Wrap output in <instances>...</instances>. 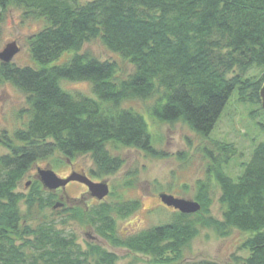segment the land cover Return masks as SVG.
<instances>
[{
	"label": "trees",
	"instance_id": "16d2710c",
	"mask_svg": "<svg viewBox=\"0 0 264 264\" xmlns=\"http://www.w3.org/2000/svg\"><path fill=\"white\" fill-rule=\"evenodd\" d=\"M12 5L45 18L47 25L29 43L42 67L0 60V86L11 83L26 94L30 106L25 126L0 140L9 150L0 156V264H118L117 254L97 244L86 251L77 247L74 234L63 233L55 221L21 226L20 203L44 209L54 208L58 200L39 179L31 182L29 193L19 191L22 180L56 151L68 159L91 153L93 171L111 176L124 161L107 149L110 142L165 157L152 145L145 117L120 107L129 99L159 95L151 108L155 118L182 120L202 136L213 131L235 89L239 101L263 109L264 0H0V22ZM94 39L130 61L133 72L119 78L116 60L82 52ZM69 50L76 53L68 62L49 66ZM254 67L261 76L245 78ZM62 80L91 83L99 99L113 107L64 89ZM215 145L219 155L207 150L214 163L208 172L220 187V219L211 214L209 182L201 181L195 197L202 205L199 211L176 210L171 222L126 238L116 234L112 213L129 216L140 208L138 200L100 201L86 209L64 204L55 210L91 225L114 247L148 255L153 264L178 263L202 228L222 237L233 229L247 233L239 246L246 255H233L232 263L264 264V141L242 162L237 178L224 171L238 154L236 147Z\"/></svg>",
	"mask_w": 264,
	"mask_h": 264
},
{
	"label": "rangeland",
	"instance_id": "374dc122",
	"mask_svg": "<svg viewBox=\"0 0 264 264\" xmlns=\"http://www.w3.org/2000/svg\"><path fill=\"white\" fill-rule=\"evenodd\" d=\"M78 1L87 3L90 0ZM46 25L45 18L26 15L25 8L17 5L10 6L0 22V52L7 44L16 41L20 50L12 61L19 66L42 67L31 56L29 43L30 38ZM82 52L90 53L102 60H116L119 66V78H126L134 70V65L130 61L110 51L100 39L87 42ZM75 53L74 50L66 51L49 66L64 64ZM260 71L254 67L246 73L245 78L259 77L261 76ZM236 72L231 75H235ZM61 85L74 94L86 95L101 101L93 92L89 82L62 80ZM238 94V89H235L209 136H202L182 120L169 123L155 118L151 108L157 103L159 95L149 99L126 100L120 107L132 109L145 117L152 136V145L159 152L166 154L165 157H155L146 151L110 142L106 145L107 149L113 155L123 159L124 163L111 176L100 177L93 171L95 167L91 153L79 154L73 159H68L56 151L52 157L35 163L18 189L26 194L29 193L30 186H26V183L36 179L35 173L38 167L47 166L58 175H65L69 171V165L75 163L78 173L86 174L95 182L103 180L109 182L111 193L101 202L109 204L135 200L140 202V208L129 216L117 217L114 212L112 213L115 218L116 234L126 238L153 226L169 223L175 218L176 209L161 201V193L197 200L195 197L199 182H209L213 198L211 214L220 219L223 211L218 202L220 187L215 175L208 172L213 159L207 150H214L215 154L219 155L216 151V142L234 144L238 154L230 159L228 165H224V171L229 176L237 178L244 169L242 162L249 160L255 145L264 141V108L253 103L239 101ZM101 103L104 108L113 107L106 102L101 101ZM29 107L26 94L20 89L11 83H4L0 86V140L6 134L13 137L15 130L25 126L30 119L27 113ZM8 151L7 146L0 141V156ZM221 154L224 156L223 153ZM57 193L58 200L61 195L66 197L64 202L67 207L75 205L86 209L87 205L93 207L100 203L92 199L91 194L79 181L69 182L65 192ZM20 208L23 213L21 226H35L39 223L46 224L49 221H55L57 228L63 233L69 236L74 234L77 247L83 251L88 250L90 244L94 243L117 254L118 264H153L148 255L135 253L124 247H114L106 238L98 235L91 225L72 218L70 213L63 211L58 213L55 209L60 207L40 209L39 206H34L29 209L27 204L22 202ZM246 236L247 233L237 229H233L229 236L222 237L213 229L202 228L199 235L184 248L182 260L176 264H233V255H246L245 251L239 250Z\"/></svg>",
	"mask_w": 264,
	"mask_h": 264
},
{
	"label": "water",
	"instance_id": "95a60500",
	"mask_svg": "<svg viewBox=\"0 0 264 264\" xmlns=\"http://www.w3.org/2000/svg\"><path fill=\"white\" fill-rule=\"evenodd\" d=\"M20 46L16 41H13L0 52V60L3 62L12 61L13 57L19 52ZM260 95L262 99V106L264 108V83L260 90ZM37 177L42 182L43 186L49 190L54 191L59 188L65 189L67 184L71 181H79L85 184L91 196L97 198L98 200H103L110 193V187L108 181L95 182L91 180L86 174H81L78 172H73L67 178H61L56 174V172L51 168H38ZM30 181L26 183V186L30 185ZM160 198L164 204L170 207H174L183 213H195L199 211L202 207L199 201L194 199H185L176 197L172 194L161 193ZM64 203L59 201L55 204L54 208L63 206Z\"/></svg>",
	"mask_w": 264,
	"mask_h": 264
},
{
	"label": "flooded vegetation",
	"instance_id": "af4514ba",
	"mask_svg": "<svg viewBox=\"0 0 264 264\" xmlns=\"http://www.w3.org/2000/svg\"><path fill=\"white\" fill-rule=\"evenodd\" d=\"M47 167V166H46ZM38 169V168H37ZM37 169H36V173H35V177H36V179H38V177H37V175H38V173H37ZM34 172V171H33ZM73 172H77V170H76V168H75V163H71L70 165H69V171L65 174V175H59L61 178H67L71 173H73ZM84 186H85V188H86V191H88V187L85 185V184H83ZM68 186V185H67ZM109 186H110V184H109ZM59 191H63V192H65V190L64 189H62V188H59V189H57V190H55V191H53V192H55V194H58L57 192H59ZM90 193V192H89ZM64 198H66V197H64V195H61V196H59V199L60 200H62L63 202H64ZM67 198H69L68 196H67ZM92 199L93 200H97L95 197H93L92 196ZM75 200V199H74ZM98 201V200H97ZM64 204H65V202H64ZM94 238V237H93ZM118 248H121V247H118Z\"/></svg>",
	"mask_w": 264,
	"mask_h": 264
}]
</instances>
